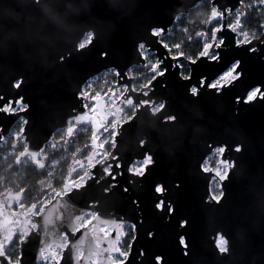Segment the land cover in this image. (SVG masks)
<instances>
[{"label": "water", "instance_id": "95a60500", "mask_svg": "<svg viewBox=\"0 0 264 264\" xmlns=\"http://www.w3.org/2000/svg\"><path fill=\"white\" fill-rule=\"evenodd\" d=\"M201 1L41 0L36 6L38 10L33 11L30 0L22 5L7 0L0 7V16L7 18L6 24L0 23V105H10L12 100L22 97L28 105L21 114L28 121L25 129L28 144L31 149L43 146L48 137L52 139L58 130L66 129L69 118L81 110L78 92L88 80L113 68L124 71L140 67L136 45L141 40L163 55L150 29L159 27L168 31L178 15L187 14ZM234 4L235 0H210L209 17L212 7ZM228 16L225 13L221 24H228ZM210 23L208 19L207 25ZM89 31L96 32L92 42L77 50L76 45ZM225 35L231 44V34ZM101 52L107 55L101 57ZM234 58L243 64L244 78L239 86L225 88L219 94L203 88L196 97L188 92L190 84L198 83L201 75L211 80ZM185 62L188 69L189 62ZM21 80L18 88L12 86ZM256 84L264 85V47L249 53L243 47L229 46L221 63L195 65L191 81H182L169 71L155 82L152 95L166 100L164 112L176 115L178 121L164 122L163 116L168 113L162 112L157 113L159 121L154 118L138 121L137 129L135 121L130 122L119 143L127 164L148 150L136 147L135 136L142 131L150 132L149 147L155 162L142 178L140 187L128 185L126 171L117 177L118 187L113 189L119 196L115 193L103 196L102 189L90 181L86 189L53 201L41 217L34 218L40 228L39 237L51 248H58L61 233L70 232L74 225L79 231L71 240L79 241L78 248L84 257H89H82L80 264H91L93 257L98 264H110L107 253L90 254L98 251L97 242L101 240V249L108 246L109 238L104 237L101 227L109 231L112 242L116 243L117 233L123 232L126 225L119 223L121 217L137 224L138 238L129 264H155V255L163 256V264H264V197L260 195L264 193V99L247 104L235 100ZM148 116L151 117L150 111ZM18 121L17 116L0 112V136L6 137ZM83 125L90 126L79 124L76 131ZM205 140L227 144V154L238 162L236 174L223 184L222 200L211 206L204 203L206 182L197 171ZM235 143L243 144L241 152L231 151ZM27 157L40 169L31 155ZM158 181L169 189L166 198L174 201L175 214L170 222L164 220L166 212H157L154 207L156 195L152 189ZM177 183L180 187H173ZM125 185L131 189L127 193L121 192ZM15 194L7 191L0 198V236L24 220L19 208L23 193L19 198ZM94 198L100 200L94 209L100 219L93 218L85 228H79L76 217ZM134 199L139 200V207L132 204ZM180 219L189 221L184 229L178 228ZM149 231L156 233L153 239L147 237ZM217 231L228 239L227 253H219L214 245ZM180 235L187 239L188 255L180 247ZM38 247V234L34 233L25 246L23 264H39L35 259ZM141 248L145 256L138 260ZM64 264H71V254L66 255Z\"/></svg>", "mask_w": 264, "mask_h": 264}, {"label": "snow or ice", "instance_id": "6c2138e0", "mask_svg": "<svg viewBox=\"0 0 264 264\" xmlns=\"http://www.w3.org/2000/svg\"><path fill=\"white\" fill-rule=\"evenodd\" d=\"M237 5H243L244 9L251 8L253 5H264V0H252V4L245 5L244 0H235L234 5L228 7H221L219 5L212 7V15L208 18L210 22H214L217 18L223 19L225 13L231 15L236 11V18L233 23L220 24L218 27L211 28V42L203 44V50L199 52L196 58L185 57L182 51H179V44H170L165 36L167 30L152 27L150 35L154 38L156 44L163 50V55L156 49L152 48L145 41L141 40L136 45L137 57L140 65L147 70L143 77L144 82L137 85L134 81L136 77L130 76V69L120 71L116 68L109 72L114 73L116 79L112 82V86L108 87L107 91H97L94 94L86 89L90 88V84H86L84 89L79 90L78 94L82 101L81 110L74 112L69 118L68 126L66 128L67 138L73 137L76 128L79 124H90L91 136L90 144L85 146L91 148L88 151L84 161L73 159L74 167L69 168L68 176L64 178L62 187L57 190L51 184H47V191L43 193L42 200H36L30 205L26 206L23 203L19 204L21 214L24 220L20 225H14L12 228L6 230V233L0 236V262L2 264H23L25 256V246L29 242L30 237L35 233L38 234L39 245L35 252V259L39 262L43 260L45 264H64L67 254H71V264H80L81 258L84 257L83 252L78 248L79 241L73 243L71 236L78 234L79 229L72 225L71 231L64 230L62 241L58 245L59 251H50L51 246L45 242L43 238L39 237L40 228L34 221V218L41 217L49 207L52 206L53 201H59L61 198H67L74 195L76 192L86 189L90 181H94L96 186L102 189V195L105 197L111 196L114 193L119 196V193L113 191L117 188L116 183L118 176L125 175V171L129 176L128 185L132 188L140 187L141 180L145 177L155 162L153 150L149 147L152 143V138L149 131H142L135 136V144L140 149L147 148L139 153L138 159H132L125 164L124 157L119 143L121 137L124 135L125 126L130 122L135 121L137 129V122L142 119L154 118L159 121L157 113H162L166 107V100L159 98L155 99L152 95L155 82L161 77L165 76L169 71L175 72L177 77L182 81H191L193 78L194 66L200 62L208 64H219L224 59V51L230 46L235 49L245 48L247 52L253 53L259 47H264V22H261L258 29L243 33L240 32L242 27V20L245 15ZM231 34V44H229V37L225 33ZM241 34L243 39L240 38ZM96 32L89 31L87 39L81 41L76 45V49L84 48L92 42L93 36ZM199 36L200 33H197ZM176 51H173V50ZM104 56L106 52H101ZM154 58V59H153ZM63 60V56H60ZM189 62L187 72L185 71L184 61ZM243 64L240 59H232L225 68L220 71L211 80L206 75H201L198 83L190 84L188 92L196 97L199 95L200 89L208 88L215 91L217 94L222 92L225 88H232L239 86L244 78L242 71ZM21 81L15 82L12 86L18 88ZM254 99H264V85L256 84L250 86L245 90L243 96L237 95L235 100L237 103H249ZM28 105L24 104L22 97H17L10 102V105H0V112L7 116H17L22 122L19 131L14 133L17 138H23L24 149L16 156V164L22 163V157L31 155L34 163L43 170L46 165L41 162L40 155L45 154L46 147L51 146L55 152L61 144H67L68 140L61 136L59 141H52L51 136L43 142V146L37 149H31L26 136L27 118L21 114L26 111ZM151 113V117L148 113ZM168 113V112H164ZM76 121L72 124L71 121ZM164 122L178 121L176 115L168 113L163 116ZM4 139L0 136V140ZM109 141L110 148L109 150ZM205 151L200 156L197 162V171L206 182L207 195L204 199L205 205H217L224 196L223 184L229 179L230 175L236 174L238 162L235 158L228 155V145L224 143H213L211 140H205ZM243 144L235 143L231 149L232 152H241ZM76 153H73V157ZM215 157V159H213ZM77 166L79 171L77 170ZM82 172V174H80ZM52 174L49 173V176ZM107 178V179H106ZM128 185L121 188V192L127 193L131 189ZM173 187H180L174 184ZM153 192L156 195L154 207L157 212L165 213L164 220L170 222L175 214L174 201L171 198H166L169 189L163 182H156L153 186ZM25 189L20 188L16 192V197L19 198ZM264 197V193H260ZM100 200L92 199L89 201L86 210H82L80 215L76 217L79 221V228H85L89 224V219H82V217L100 219L99 213L94 210L99 205ZM132 204L139 207V200L134 199ZM25 208L27 210L25 211ZM45 220L47 218L45 217ZM121 225L127 224L131 229V240L127 245V250H122L116 246L123 236L127 235L124 232H118L116 236V243H113L109 231L101 227L104 237H108V246L100 248V243L97 242L98 251L91 253L92 256H103L107 253L106 259L110 264H129L135 242L138 238L136 222H127L123 218H118ZM113 223L116 222L114 217ZM142 223L141 221H139ZM107 223V221H105ZM187 219H180L178 221V228L184 229L188 225ZM156 233L149 231L147 237L153 239ZM180 247L184 250V255H188V243L185 236H179ZM214 245L219 253H227L228 239L223 232L217 231L214 237ZM15 246V254H11V249ZM114 254H118L119 259H114ZM145 256V250L141 248L138 251L137 259L140 260ZM89 259V257H84ZM163 256L155 255V264H163ZM91 264H98L96 260H91Z\"/></svg>", "mask_w": 264, "mask_h": 264}, {"label": "trees", "instance_id": "16d2710c", "mask_svg": "<svg viewBox=\"0 0 264 264\" xmlns=\"http://www.w3.org/2000/svg\"><path fill=\"white\" fill-rule=\"evenodd\" d=\"M199 8H193L189 11L191 17V24L185 21L184 18L179 19L172 25L173 34L170 38L171 43L179 44L180 49L185 54V57L196 58L199 52L202 50L203 43L200 41V37L207 36L211 32V27L207 25V20L210 14V0H203L200 2ZM244 4H252V0H244ZM240 10L245 12L242 23L247 26L250 31L258 29L261 22H264V5H253L251 8L244 9V6H240ZM196 9L202 11L198 16L195 14ZM205 19V20H204ZM201 20H204L203 23ZM179 30H176V29ZM186 28V33H183L181 29ZM263 29H260L262 31ZM197 33H200L198 36ZM168 40V36H165ZM185 71L187 72V65L184 61ZM91 127L89 125H83L78 129L71 141V145L68 147V151L78 153L79 157H85L90 150V147L85 150V146L90 144ZM13 146L11 138L7 140V144L4 148H0V198L8 190L11 192H18L20 188H24L23 203L28 206L36 200H40V194H38L39 184L43 180H48L45 171L36 168L31 162L25 166L16 164L14 156H7L2 158L7 149ZM110 149V143H109ZM65 151L60 149L52 152L48 156L50 160H61ZM71 156L65 157L59 163L60 172L56 173L52 185L57 190L62 187L64 182L65 173L70 164ZM215 159V157H213ZM131 235L129 234L125 243L127 244ZM11 254H15V246L10 250Z\"/></svg>", "mask_w": 264, "mask_h": 264}, {"label": "rangeland", "instance_id": "374dc122", "mask_svg": "<svg viewBox=\"0 0 264 264\" xmlns=\"http://www.w3.org/2000/svg\"><path fill=\"white\" fill-rule=\"evenodd\" d=\"M201 3H198L194 8H199ZM241 8V7H240ZM193 10V9H191ZM190 10V11H191ZM198 11L195 12V14L198 16L199 14L202 13V11L200 9H196ZM181 18H184L186 22H188L189 24H191V17L189 16V12L187 14H182V15H178V17L176 18L175 22H177L179 19ZM235 18H236V11L233 12L230 16L227 17V22L228 23H233L235 21ZM205 20V19H204ZM204 20H201V22L203 23ZM221 24V19H216L214 22H211L210 23V26L212 27H218L219 25ZM211 27V28H212ZM176 30H179L178 28ZM181 31L183 33H186L187 29L186 28H183L181 29ZM245 31H248V32H252L250 31L246 25H244L242 23V27L240 29V32L243 33ZM173 34V29L172 27L168 29L167 31V35L168 36V42L170 44H175V43H171L170 41V38ZM241 39H243V35L241 34L240 36ZM87 37L84 38V40H86ZM211 40V32H209V34L207 36H203V37H200V41L204 44L205 42H210ZM203 48V47H202ZM173 51H176L175 49ZM154 59V58H153ZM111 70V69H110ZM110 70H107L105 72H103L102 74L88 80L84 86L86 84H90L91 87L86 89L90 92H92L93 94L97 91H104L106 92L108 87H111L112 86V82L116 79L114 73H111L109 72ZM147 73V70L145 68H143L142 66L140 67H132L130 68V71H129V75L130 76H133V77H136L135 79V83L137 85H139L140 83H143L144 80H143V77L146 75ZM84 86L82 87V89H84ZM72 122V121H71ZM21 124L22 122L19 120L16 125H14V127H12V129L10 130V133L4 137V139L2 140V142L0 143V148H4L7 144V140L9 138H11L12 142H13V146L10 148V149H7L5 151V154L2 156V158H5L7 156H14L15 157V160H16V156L19 155L20 152L23 151L24 149V141H23V138H17L14 133H16L17 131H19L20 127H21ZM80 129V127L78 128ZM77 129V130H78ZM76 132V131H75ZM61 136H64L68 142L67 144H61L60 147L56 150H60V149H63L65 151L62 159H64L65 157H68V156H71V159H70V164L67 168V171L65 173V177H67L68 175V172H69V168L72 167V164H73V159H82L84 157H79V154L76 153V156L73 157V154H71L69 151H68V147L71 145V141H72V138L68 139L67 138V134H66V129H61V130H58L52 137V141H59L60 137ZM110 143V141H109ZM111 149V148H110ZM109 149V150H110ZM54 152L51 148V146H47L46 147V151H45V154H41L40 155V160L42 163H44L46 165V167L43 169V171H45L46 173V176L49 177V179L47 180H43L42 182H40L39 184V189H38V194H40V200L43 199V193H45L47 191V184H51L52 185V182H53V178L55 176L56 173L60 172V167H59V163L60 161L62 160H50L48 161V156ZM86 157V156H85ZM22 163L20 164L21 166H25L29 163L30 159L29 157H22ZM41 170V169H40ZM49 173H51L52 175L49 176ZM82 174V172L80 173ZM53 186V185H52ZM9 191V190H8ZM22 203H23V198H22ZM24 204V203H23ZM85 219H89V223L90 221L93 219V218H88L86 217ZM123 232L124 233H127V235L123 236L122 237V240L119 242V246L122 250H127V248H125V245H124V240L126 239L127 240V237L128 235H132L131 233V229H130V226L129 225H125L124 228H123ZM51 251H59L58 248L56 247H52L51 248ZM116 259H119V256L116 258ZM93 260H95V257H93ZM40 264H45V262L43 260L40 261Z\"/></svg>", "mask_w": 264, "mask_h": 264}, {"label": "clouds", "instance_id": "9594fccd", "mask_svg": "<svg viewBox=\"0 0 264 264\" xmlns=\"http://www.w3.org/2000/svg\"><path fill=\"white\" fill-rule=\"evenodd\" d=\"M6 2H7V0H0V7H3ZM28 2H29V0H12L13 4L18 3V4H21V5L22 4H27ZM30 2L34 6L33 7V11L38 10L36 6H38L41 3V0H30ZM21 14H23V12ZM0 23H5L6 24L7 23V18H5L3 16H0ZM100 55H101V57L104 56L103 54H100ZM5 79H7V76H5ZM14 83L15 82H13V84ZM78 96H79V94H78ZM137 146L138 145H136V147Z\"/></svg>", "mask_w": 264, "mask_h": 264}, {"label": "flooded vegetation", "instance_id": "af4514ba", "mask_svg": "<svg viewBox=\"0 0 264 264\" xmlns=\"http://www.w3.org/2000/svg\"><path fill=\"white\" fill-rule=\"evenodd\" d=\"M123 228H124V227H123ZM121 240H122V239H121ZM121 240H120V241H121ZM130 240H131V238L129 239V241H130ZM125 241H126V239L124 240V245H125V248H127V245H128V243H129V241H128L127 244L125 243ZM117 246L120 247V246H119V243L117 244ZM117 257H118V254H114V259H116ZM92 260H93V259H92Z\"/></svg>", "mask_w": 264, "mask_h": 264}]
</instances>
